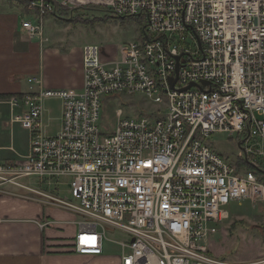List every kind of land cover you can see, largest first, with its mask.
<instances>
[{"label": "built area", "instance_id": "obj_1", "mask_svg": "<svg viewBox=\"0 0 264 264\" xmlns=\"http://www.w3.org/2000/svg\"><path fill=\"white\" fill-rule=\"evenodd\" d=\"M44 35L46 17L103 8L114 19H144L140 42L83 47V88L39 90L7 102L30 132L29 154L0 162V195L15 187L50 198L83 217L71 252L101 256L108 235L122 248L119 264H238L209 246L231 220L232 202L264 214V0H27ZM47 41V39H45ZM142 97L146 113L101 130L102 104ZM63 104L62 128L44 133V102ZM146 108V107H145ZM237 138L248 165L208 146ZM238 159V158H237ZM69 179L71 198L49 196L23 180ZM51 185V182H49ZM34 197V196H33ZM48 225H43V227ZM240 264V263H239Z\"/></svg>", "mask_w": 264, "mask_h": 264}, {"label": "crops", "instance_id": "obj_2", "mask_svg": "<svg viewBox=\"0 0 264 264\" xmlns=\"http://www.w3.org/2000/svg\"><path fill=\"white\" fill-rule=\"evenodd\" d=\"M25 22H36L35 14L28 7L18 0H0V95L22 97L36 92L38 86L30 84L28 79L37 76L42 77L47 89L81 90L84 85L83 48L64 46L62 43L67 42L61 29L51 32L45 28V21L44 35L31 36ZM8 100L0 98V106H8L11 125L21 124L12 122L14 114L20 110L12 111ZM1 110L0 119L5 114ZM27 131L29 144L23 154L11 146L10 151L15 156L0 154L1 163L29 154L30 132ZM4 150L8 148L0 146V152ZM37 191L55 196L42 188ZM13 193L16 196L0 195V264H99L105 261L104 255L68 251L80 230L77 218L81 215L54 205L50 198L37 195L36 199Z\"/></svg>", "mask_w": 264, "mask_h": 264}, {"label": "rangeland", "instance_id": "obj_3", "mask_svg": "<svg viewBox=\"0 0 264 264\" xmlns=\"http://www.w3.org/2000/svg\"><path fill=\"white\" fill-rule=\"evenodd\" d=\"M21 1V0H18ZM86 15L93 20L106 16L103 8H87L83 10ZM34 20L33 18H30ZM68 26V27H67ZM67 27V28H65ZM144 19L140 17L114 19L110 18L104 22H97L94 25L72 24L62 21L59 18L48 16L45 19V28L51 32L61 31L69 47L77 49L83 48L87 44L103 45L109 53L118 44H128L140 42L143 39ZM60 43H50L49 45L59 46ZM142 97L115 96L102 104V116L100 121L101 130L110 132L116 123L118 110L124 112V118H132L148 111L149 103H145ZM146 107V108H145ZM151 108V107H150ZM4 118L0 119V146L7 147L8 150L0 152L4 156H15L10 151L12 146L16 152L22 153L29 144V134L27 129L21 124L11 125V116L8 106H0ZM43 126L44 133L49 135L57 134L62 125L63 104L60 100H47L44 102ZM13 139V140H12ZM208 146L216 150L223 157L229 158L233 165L240 161H245L243 152L239 147L237 138L228 139L226 136H212L208 140ZM238 158V159H237ZM246 162V161H245ZM248 165V164H247ZM249 168V166H247ZM26 185L36 189L42 188L46 192H51L56 197L71 198L69 187L62 183L67 179H51L43 181L41 178L34 177L23 180ZM51 182V185H49ZM7 191H13L24 196H35L28 191L5 187ZM41 197V196H40ZM45 198V197H43ZM232 219L220 226V230L209 240V246L217 257H222L232 263L240 264H264V214L261 208L254 206L251 202H232L229 206ZM79 222L83 221L82 216H78ZM127 235L121 232L108 235V241L104 243V262L99 264H119L117 260L121 257L122 248L114 243L127 239ZM68 251H71V246ZM90 264H93L90 263Z\"/></svg>", "mask_w": 264, "mask_h": 264}, {"label": "trees", "instance_id": "obj_4", "mask_svg": "<svg viewBox=\"0 0 264 264\" xmlns=\"http://www.w3.org/2000/svg\"><path fill=\"white\" fill-rule=\"evenodd\" d=\"M21 3H23V5H25L26 7H28V2L27 0H21ZM84 9L81 10H75L73 13H70L69 11L65 10V9H61L59 14L57 15L56 18L61 19L64 22L67 23H72V24H84V25H94L97 22H104L107 21V19H110V17H108V15H106L105 17L102 18H94L93 20H91L86 13L83 12ZM0 98H4V99H10L12 98L11 95H0ZM248 163H246L245 161H240L239 165L240 166H246ZM249 169L252 171H255L259 176L260 179L264 181V172L261 170H257L252 166H249Z\"/></svg>", "mask_w": 264, "mask_h": 264}]
</instances>
